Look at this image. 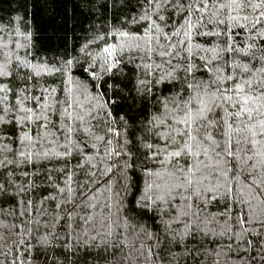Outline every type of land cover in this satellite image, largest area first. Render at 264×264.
I'll return each instance as SVG.
<instances>
[{"label":"snow or ice","instance_id":"6c2138e0","mask_svg":"<svg viewBox=\"0 0 264 264\" xmlns=\"http://www.w3.org/2000/svg\"><path fill=\"white\" fill-rule=\"evenodd\" d=\"M137 2L0 23V264H264V0Z\"/></svg>","mask_w":264,"mask_h":264},{"label":"trees","instance_id":"16d2710c","mask_svg":"<svg viewBox=\"0 0 264 264\" xmlns=\"http://www.w3.org/2000/svg\"><path fill=\"white\" fill-rule=\"evenodd\" d=\"M138 10L137 0H0V23L21 18V26L33 31L47 55L59 56Z\"/></svg>","mask_w":264,"mask_h":264}]
</instances>
